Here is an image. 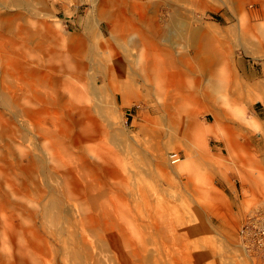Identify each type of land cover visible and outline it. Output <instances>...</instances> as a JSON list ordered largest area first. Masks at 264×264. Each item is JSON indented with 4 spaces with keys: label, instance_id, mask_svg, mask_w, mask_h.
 Masks as SVG:
<instances>
[{
    "label": "rangeland",
    "instance_id": "1",
    "mask_svg": "<svg viewBox=\"0 0 264 264\" xmlns=\"http://www.w3.org/2000/svg\"><path fill=\"white\" fill-rule=\"evenodd\" d=\"M7 1L0 0V264H264V253L249 254L237 235L264 199V146L251 140L259 135L248 124L264 121L252 86L264 82V0L180 4L194 26L211 32L210 76L201 82L216 78L209 89L228 120L197 93L182 108L175 86L153 85L157 98L136 83L115 98L96 94L88 73L79 79L82 54L100 42L113 49L96 26L101 0ZM169 1L142 6L169 14ZM62 78L71 90L58 88L55 103L50 87ZM185 78L191 89L193 76ZM178 131L183 141L174 139ZM127 208L164 215L138 217L143 229Z\"/></svg>",
    "mask_w": 264,
    "mask_h": 264
},
{
    "label": "bare ground",
    "instance_id": "2",
    "mask_svg": "<svg viewBox=\"0 0 264 264\" xmlns=\"http://www.w3.org/2000/svg\"><path fill=\"white\" fill-rule=\"evenodd\" d=\"M26 1L27 0H8L7 2L17 5L19 3L22 4ZM171 1L174 2V0ZM176 1L180 5L182 3L194 4L196 0ZM146 2H149V0L100 1L99 6H101L104 14L102 13L103 15L98 19V22L96 23V26L99 29L98 34L100 33L102 36H104L105 33H108L109 37L107 42L113 47V49L112 52L103 51L104 43L100 42V45L94 48L93 53L88 52L84 56L82 54V60L79 63L80 71L77 74L78 78L82 79L88 73L92 88L96 94L101 95L108 90L115 96V98L117 97V95L125 98V96L134 88L133 85L136 83H139L147 93L149 91H152L155 97H157V94H160L161 91H158L157 88L153 89V85L158 86L161 84L162 87L161 85L159 87L161 88V90H164V92L170 89L173 90V87L175 86V98H177L178 102L179 99L181 100L182 108L183 98L197 93L200 98L205 97L209 103H214V106L212 105L211 108L215 109L213 112V114H215V117L221 114L224 116L225 120H228L229 116L227 115V112L221 109L220 105L215 104L216 102L218 104V101L216 100V96L211 94V91L217 84L216 78H212L215 83H210L209 85L202 84L201 82V78L209 74L208 67L205 63L208 58V55L206 54L208 52V49L205 47V45L208 43V40L210 38L209 34L211 33L209 29L201 30L202 27L199 28L198 26H194L197 25L194 19L192 18L193 20H191V18H189L190 16H186L185 13H183L182 9L180 8L181 5L179 6L177 4V7H173L172 2L169 1L168 4L171 7V12L169 14H164L162 12H153V14H146L145 5L142 6V4H145ZM114 6L116 8L114 10L111 9V7ZM128 8L130 11L127 12ZM262 8H264V6H262ZM134 11L137 12H135L136 14L133 16ZM87 19H90V17L87 16ZM102 21L104 23L106 22L105 28L103 30L101 28ZM212 31L217 33L218 35L224 36V34H222L221 31L217 30V28H212ZM228 31H230V29H227L225 32H227L228 34ZM201 34H204V36H202ZM200 36H202L201 38L204 40H202ZM180 43L187 46V50L185 52H180V50L177 49V45ZM180 48H182V46H180ZM132 49H136V51H133ZM83 52L85 53L84 50ZM24 59H26V56L24 57ZM27 64L29 65V63ZM177 65H180L182 70L177 67ZM130 69L133 72H131ZM50 71L55 74L58 69L53 65L52 67H50ZM198 72L200 73V76H197L196 73ZM41 73H43V71H41ZM60 74L61 76H63L64 70H61ZM189 75L193 76L194 81L191 89L188 88L185 80V77ZM70 76H73V74L70 73ZM209 76L210 75H208V77ZM58 81L59 84L57 88L55 87V84L50 87L51 95L53 94L52 97L54 98L55 103L56 100H59V97H61L59 96L60 94H58V88H62L67 92L71 90V80L62 78ZM210 85H213L212 90L209 89ZM252 86L253 89H257V91H259L260 93V96L258 95L257 98L264 101V82L256 81L253 82ZM163 87L164 89H162ZM167 94L168 93L165 94V97L167 96ZM68 104L69 102H66L65 106L68 107ZM160 106L163 107L164 105L162 104ZM157 107H159V105H157ZM98 110L100 112H104L102 103L99 104ZM179 110V114L181 111L183 112L182 109ZM66 112L68 113V111ZM245 121L246 120L243 117V128L245 126ZM248 122L250 130L259 135L258 139H256V137L250 136L251 140H257L256 142L258 144L264 146V121L254 119ZM185 136L186 134L184 135L183 133L178 131V134L174 139L178 137V140L181 139L183 141ZM170 138L172 137H169V139ZM227 140L224 142V144L227 148H229L230 144ZM103 201H106L105 197ZM126 212L136 222H138L139 220L138 217H141L144 221H147L148 218L149 220L155 222L156 219L161 218V216L164 215V213L162 212L160 213L156 210L153 211L152 208L144 209L142 211H139L138 213H133L130 208H127ZM140 222L141 223H138L137 225L142 226L143 229H146L148 227V224L146 222Z\"/></svg>",
    "mask_w": 264,
    "mask_h": 264
},
{
    "label": "built area",
    "instance_id": "3",
    "mask_svg": "<svg viewBox=\"0 0 264 264\" xmlns=\"http://www.w3.org/2000/svg\"><path fill=\"white\" fill-rule=\"evenodd\" d=\"M171 163L180 157L177 152L169 153ZM238 240L242 248L249 254L264 253V199L251 207L240 221Z\"/></svg>",
    "mask_w": 264,
    "mask_h": 264
}]
</instances>
